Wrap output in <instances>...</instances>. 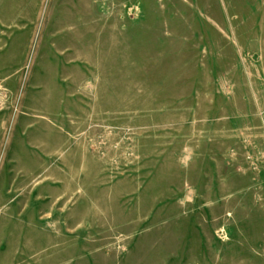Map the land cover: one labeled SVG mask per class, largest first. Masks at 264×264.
Returning a JSON list of instances; mask_svg holds the SVG:
<instances>
[{"label":"rangeland","instance_id":"obj_1","mask_svg":"<svg viewBox=\"0 0 264 264\" xmlns=\"http://www.w3.org/2000/svg\"><path fill=\"white\" fill-rule=\"evenodd\" d=\"M0 264H264V0H0Z\"/></svg>","mask_w":264,"mask_h":264}]
</instances>
